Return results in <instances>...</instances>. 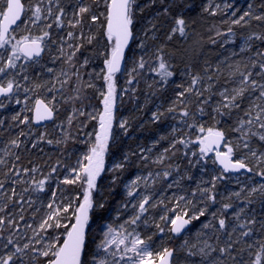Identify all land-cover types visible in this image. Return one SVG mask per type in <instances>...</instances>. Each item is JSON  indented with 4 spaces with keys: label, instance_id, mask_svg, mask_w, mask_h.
Masks as SVG:
<instances>
[{
    "label": "snow or ice",
    "instance_id": "6c2138e0",
    "mask_svg": "<svg viewBox=\"0 0 264 264\" xmlns=\"http://www.w3.org/2000/svg\"><path fill=\"white\" fill-rule=\"evenodd\" d=\"M0 264H264V0H0Z\"/></svg>",
    "mask_w": 264,
    "mask_h": 264
}]
</instances>
